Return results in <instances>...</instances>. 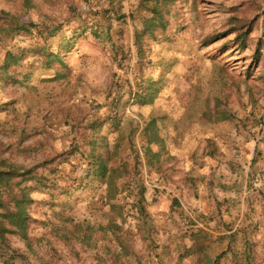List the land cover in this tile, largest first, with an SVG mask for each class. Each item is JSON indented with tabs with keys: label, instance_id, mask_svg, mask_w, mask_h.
I'll use <instances>...</instances> for the list:
<instances>
[{
	"label": "trees",
	"instance_id": "trees-1",
	"mask_svg": "<svg viewBox=\"0 0 264 264\" xmlns=\"http://www.w3.org/2000/svg\"><path fill=\"white\" fill-rule=\"evenodd\" d=\"M7 1L13 3V6L15 5L20 11L14 13L12 10H0V92L25 88L34 98L43 86L69 83L71 74L77 65L75 62L71 63L67 60L76 52L75 45L81 37L79 32H74L71 35L69 31L70 24L80 18L77 9L70 4H63L67 0H53V4H58L59 8H66V15L70 20L69 23L59 22L57 18L56 22L48 17L41 18V20L40 17L33 18L31 15L36 12L37 7L32 3V0ZM153 2L154 16L149 21H145L141 26L142 30L136 32L135 35V46L139 53L140 63L146 61L148 52L151 50L156 55L164 56H159L160 59L154 62L149 59L144 67L148 68V72L147 70L143 73L139 72L140 74L137 72L135 76L134 84L138 92L135 93L132 106L139 112V122L145 126L142 136L144 138L143 145L139 149L138 145L132 143L129 156L124 159L119 156L123 142L119 139V143L114 146L113 152L106 156V159L100 155L85 158V152H82L83 144L91 147L92 153H95L96 149L93 142L90 141V131L102 130L104 125L115 126V123L118 125L121 123L123 101L121 95H115L107 102L105 108H100L98 104L93 103L88 104L87 108L80 109L79 122L76 121L74 124L70 123L67 118L69 116L66 115L67 111H64L62 116L66 118L67 127L71 130V140L66 146L61 144V151L57 150V142H52L51 153L46 157L47 160L44 164L27 167L25 163L18 162L22 158L36 156L40 147L44 145H40V147L21 145L16 148H7L9 156L4 160H1L0 157V257L6 261L5 263L11 264L17 256V252L12 249V239L29 244L32 228L38 225L43 230L49 231L46 233L47 237L42 236L43 239H48L49 246H52L50 241L59 242L72 256H77L76 247L81 252L92 254L91 260L95 264H134L138 261H134L136 258L134 251L136 236L125 229L114 231L112 225L117 219L126 221L130 211L127 209L128 205H131L129 206L131 211L137 210L142 216L158 200L160 203L154 206L152 214L157 213L158 216L162 214L160 212L162 211V202L168 198L171 200V209L179 207L176 198L172 196L175 193L166 188L159 189V185H155L154 190H149L145 183L146 176H144L143 168L149 167L154 175H162L163 178L158 180V183H162L160 187L166 185L182 195V193L188 192L185 187L178 185L172 176L174 171L177 172L175 164L188 160L185 158L186 154H183L188 149L185 145L191 147L192 144V147L194 145L197 150V144L200 142L207 157L214 159L219 155L218 150L213 146L212 139L201 140L198 133L200 124L197 122L203 119L207 122L203 124L204 126H212L217 122L222 124L233 121L232 115L223 108L222 103L225 97L224 93L231 88V83L234 86L235 79L226 67L214 68L212 85H214L215 96L206 99L198 96L199 98L195 100L196 113L194 116H196L197 124H192L193 115L190 113L183 116L175 113L176 108L161 107L168 101V98L162 96V92L159 90L171 88L173 85L178 74V60L166 51L161 54L158 46L163 44L164 47L169 48L177 43L176 37L171 31L174 23L175 28L181 23L179 21L183 18V3L182 0H153ZM93 16L94 18L89 19L90 27L86 25L82 35L101 46L105 51L114 54L116 58L122 57L124 48L119 46L120 44L113 38L114 30L111 23L107 24L105 17L100 19V14ZM112 16L117 18L115 20L117 23L127 19L118 12L112 13ZM107 19H109V14ZM226 26L228 28L227 35L234 37L235 49L244 54L249 48H252L256 65H261L264 62L262 54L264 50V0H243L242 4L230 10ZM255 32H261L258 39L254 37ZM120 35L123 34L120 33ZM19 39H29L32 44L28 48L19 47L16 45ZM119 41L122 42V39ZM80 66L86 67L84 64ZM247 73L249 74L247 78L251 77L250 72ZM127 81L122 78L121 89L126 86ZM154 85L159 87L155 89L156 95L153 93L145 95L146 92H152ZM145 87L146 89H144ZM219 88L221 91L218 90ZM157 91L159 94L156 93ZM22 101L24 105H27V108L24 113L20 114L17 103ZM18 102L12 100L0 103V115L12 117L17 123L24 118V123L17 125L15 131H24L22 130L24 127L27 132H30L33 129L32 118L38 116L36 118L38 121L35 120L36 126H38L40 114L45 110L37 101H32L30 98ZM197 111L202 113L201 116H198ZM86 112L89 116L100 115V118L89 129L84 127L85 118H82ZM104 112L105 116L102 114ZM44 120H47V117ZM116 134L117 137L119 136L118 138H122L118 132L113 135L116 136ZM6 136L5 130L0 129V139ZM78 143H82V145ZM163 153H166L165 157L162 156ZM180 154L183 155V158H180ZM77 156H81L85 161L83 165H72L73 158ZM61 159L62 163H60ZM144 159L146 160L145 164ZM108 162H112L113 166H109L111 163L108 164ZM52 167L59 169L56 179L51 180L40 175L41 169ZM66 167L68 168L65 169ZM111 168L116 169L120 174L119 178L125 180L124 185L129 198V203L126 205L120 199L125 191L120 188L119 181L111 178ZM64 173L70 175L77 185H81V187L86 185L82 187V190L89 192L87 200L91 198L95 205L101 203L104 212H107L108 224L106 226L100 222L93 224L87 218L80 222L75 216L70 215L69 211H73L75 206L72 200L65 203L63 210L55 209L58 207L54 197L57 191V182L61 177H64ZM67 181L70 182V180ZM32 183L40 185L42 189L38 190L32 187ZM70 184L73 185L72 182ZM36 194L50 197L52 201L51 204H45V206L51 205L50 210H45L43 216L36 217L37 219L33 215L34 211L40 210L44 204L35 199ZM70 194L66 195L68 200L72 199ZM151 194L154 198L150 202ZM162 197L164 198L161 199ZM94 211H98V209L95 208ZM98 214H101L100 210L97 212ZM253 221L247 218L243 223H249L247 224L249 226L237 229L235 222L225 223V232L216 240L211 234L200 229L196 223H192L188 233L191 246L178 245L176 250H173L174 246L167 244L162 247V251H164L162 255L155 254V260L159 264H183L191 259H196V264H261L255 254L257 244L253 240L254 235L250 227L255 225V229L259 230V224ZM215 245L222 247V250L217 251ZM150 248L151 254H153L154 250L159 249V246L152 244ZM174 255H176V259L172 258ZM51 264H58V262ZM137 264L142 263L139 261Z\"/></svg>",
	"mask_w": 264,
	"mask_h": 264
},
{
	"label": "rangeland",
	"instance_id": "rangeland-1",
	"mask_svg": "<svg viewBox=\"0 0 264 264\" xmlns=\"http://www.w3.org/2000/svg\"><path fill=\"white\" fill-rule=\"evenodd\" d=\"M242 1L182 0L183 18L179 21L181 23L177 28H175V23L172 25L171 31L175 35L177 43L169 48L164 47L163 44L157 45L161 54L166 51L178 60V74L173 85L171 88L159 90L162 92V96L168 98V101L161 107L176 108L175 113L183 116L187 113L192 114V124H200L198 133L201 140L212 139L213 146L218 150L219 155L214 159L207 157L200 142L197 144V150L191 144V148L183 153L186 154L185 158L188 160L175 164L177 172H173L172 178L178 185L185 187L187 195L185 193L180 195L166 185L160 187L175 193L172 196L176 198L179 204L178 208L171 209L170 198L162 202V211H160L162 214L159 216L157 213H151L154 206L159 205V200L157 203H153V207L149 211L146 210L144 216L137 210L131 211V207H129L131 205L127 206L130 211L126 221L117 219L112 225V229L114 231L125 229L136 236L134 242L136 258L134 261L138 260L137 262L140 261L142 264H159L155 260V254L162 255L164 253L163 246L172 244L173 250H176L178 245L191 246L188 233L192 223H196L200 229L211 234L216 240L225 232V223L235 222L236 229L243 228L249 226L247 225L249 223H243L248 218L259 224V230L255 229V225L250 227L254 235L253 240L257 244L256 257L261 264H264V62L259 66L256 65L252 48H249L244 54L239 53L233 45L234 37L227 35L228 28L226 26L230 10L242 4ZM32 3L37 7L36 12L31 15L35 19L40 17L41 20V18L48 17L56 22L57 18L59 22L70 21L69 16L66 15V8H59L58 4H53V0H32ZM63 4L74 6L80 16L78 20L70 24L71 35L74 32H79L81 37L76 42V52L67 61L75 62L78 67L84 64L86 74H82V69H77V75L72 79L75 82L74 86L65 88L59 93L58 102L62 105L60 111L54 109L56 106L53 102V89L59 84L43 86L33 100L37 101L48 113L49 121L52 118L57 122L59 118H63L64 111H67L68 120L74 124L76 121L79 122L80 111L76 107L81 99L77 100L78 104L75 103L72 107H68L67 99H64L63 93L68 90L72 94L77 89L86 86L88 91H92L94 98L103 100L101 103L96 100L88 104L95 103L100 108H105L112 97L121 95L123 107L139 119V112L132 106L135 93L138 92L134 84L136 73H143L148 69L144 67L149 59L154 62L160 59L159 56L164 57L154 54V51L151 50L148 52L146 61L140 63L139 53L135 46L136 32L141 31L142 24L154 16L153 0H67ZM0 10H12L14 13L20 11L7 0H0ZM116 12L121 13V16H125L127 19L117 23L115 21L117 18L112 16V13ZM95 14H100V19L105 17L107 24L111 23L113 26V38L120 44L119 46L124 48L122 57L116 58L114 54L105 51L101 46L82 35L86 25L90 27L89 19L94 18ZM108 14L109 19H107ZM120 33L123 35L121 36ZM260 36L261 32H255L256 39ZM120 39L122 42L119 41ZM31 44L32 41L29 39H19L16 42V45L22 48H28ZM262 54L264 55V50ZM220 66L226 67L235 79L234 86L232 83L230 85L231 90L224 93L225 97L222 103L223 108L232 115L233 121L204 126L203 124L207 122L203 119L199 122L196 121L194 103L199 98L198 96L203 99L215 96L214 85H212L213 71L214 68H220ZM247 72H250L251 77L247 78L249 75ZM122 78L128 80L123 89L120 86ZM153 88L151 93L146 92L145 95H152V93L156 95L155 89L159 87L154 85ZM218 90L221 91V88ZM156 93L159 94L158 91ZM26 98L29 99L32 96L25 88L0 92V103L12 100L25 101ZM74 100L76 101V96L71 101L74 102ZM47 104L48 109L45 107ZM24 107L23 101L17 103L20 114L24 111ZM197 113L198 116L202 114L200 111ZM37 117L34 116L36 122L38 121ZM82 118H87V115H83ZM24 120L22 118L17 123L12 117L0 115V129H4L7 133L6 137L0 139L1 160L9 156L7 148H16L21 145L36 147L44 145L40 147L36 156L18 159L19 163H25L27 167L44 164L47 160L46 157L51 153V143H55L57 137V135L54 137L57 133L51 131V128L56 129L57 125H53L51 128L45 127L41 137H36L31 132H27L24 127L22 128L24 131H15L17 125L23 124ZM35 120H32V124L36 123ZM131 130L135 132V129ZM61 131L64 132V129L61 128ZM42 148L44 149L41 150ZM187 154L189 155L187 156ZM179 156L183 158L182 154ZM62 162L61 159L60 163ZM146 168H143L144 176H146L145 183L149 184L148 188L152 191L156 185L155 182L160 181L163 177L159 174L154 175L149 167ZM111 169V178L119 181L120 188L125 191L120 199L126 205L129 203V198L124 185L125 180L119 178L120 174L116 169ZM58 172L57 167H52L41 169L40 175L54 180L57 178ZM67 180H70L73 185ZM57 184L54 197L58 207L55 209L63 210L65 203L72 200L75 206L74 210L69 212L77 220L82 222L87 218L93 224L98 222L105 226L108 224L107 212H104L101 203L95 205L91 198L87 200L89 192L82 190V187L86 185L82 187L77 185L74 179L65 173ZM31 186L38 190L42 189L36 183H32ZM69 190L71 192H68ZM74 191L75 193H73ZM68 194L72 196V199H67L66 195ZM34 197L44 204L40 210L34 211L33 215L36 218L43 216L45 210H50L51 205L45 206V204H51L52 201L50 197L41 194H36ZM153 198V194H151L150 202ZM95 208L100 210L101 214L97 215L98 211H94ZM47 232L49 231L36 225L32 228L29 244L12 239V249L17 252V256L11 264H51L56 262L58 264H95L91 260L92 254L81 252L79 248L75 247L77 255L75 257L66 251L59 242L50 241L52 246H49L48 239L42 238L44 235L47 237ZM152 244L159 246V249L154 250L153 254L150 250ZM215 247L217 251L222 250L220 246L215 245ZM172 258L176 259V255ZM5 262L0 257V264H10ZM183 264H196V259L185 261Z\"/></svg>",
	"mask_w": 264,
	"mask_h": 264
},
{
	"label": "crops",
	"instance_id": "crops-1",
	"mask_svg": "<svg viewBox=\"0 0 264 264\" xmlns=\"http://www.w3.org/2000/svg\"><path fill=\"white\" fill-rule=\"evenodd\" d=\"M79 68L83 70V73H82L83 75L86 74V67L76 66L74 68V71L71 74V78H70L69 83L64 84V85L59 84L57 86H54L55 89H53L54 90L53 91L54 92L53 93V99H54L53 102L56 106L54 108L56 111H60L62 108L61 103L58 102L59 101V95H60L59 93L65 88L68 89L69 87L72 88V86H74L73 84H75V82H73L72 79L74 78L75 75H77V69H79ZM80 86H84V85H80ZM41 89H42V87H41ZM77 90H78V92H77ZM77 90L75 92H73L72 94L70 92H68V90H66L63 93L64 99H67L68 107H72V105L75 103L78 104L77 100L79 98L81 99V101L76 107L77 110L87 108L88 103H91L92 101L97 100L99 103L103 102V100L101 98H94L93 97L94 94L92 93V91H88L86 86L83 88L77 89ZM73 96L74 97L76 96V101L74 100V102L71 101L74 98ZM30 99L33 101L34 98H30ZM47 106H48V104L45 107H47ZM26 108H27V105H25L24 111H22V113L25 112ZM47 109H48V107H47ZM105 112L102 113L103 116H105L104 115ZM47 115H48V113L43 111V113L39 117L38 126L36 127L37 124L33 123L32 124L33 129L30 130V132L33 135L39 136V135H42V131H43L45 125L47 128H49V127L51 128L53 125H57L56 129L51 128V131L53 130V132L57 133L54 135V137L57 135V137L55 138V141L57 142V150L61 151V149H62L61 144H62V146H66V145H68V142L71 140V136H72L71 130H70V128L67 127V120L65 117L59 118V120L56 122L55 119L53 120L52 118L50 119V121L48 119L44 120L47 117ZM86 115H87V118H85L84 127H87L89 129V128H91V126L94 125V122L100 118V115H95V116L90 115L89 116L88 112H86ZM32 119L35 120V118H32ZM102 119L104 120V118H102ZM52 122H53V124H52ZM115 124H116L115 126L114 125H104L102 130L96 129V130L90 131L91 132L90 141L93 142V146H95L96 149H95V153H92L93 149L91 147L84 146V144H83L82 152L83 151L85 152L84 153L85 158H88L89 156L93 157V156L100 155L106 159V156L110 155L113 152L114 146L119 143V139H121L123 141L122 142V149L119 150V156L123 157L124 159H126L129 156V149L132 148L131 147L132 143H135L136 145H138L139 149L141 148V146L144 143V138L142 136H143V130H144L145 126L142 124V122H139V119H137L133 114H131L129 110L126 111V109L124 108L122 111L121 123L119 125H118V123H115ZM134 124L137 126H133ZM118 126H120V127H118ZM36 128L39 131L38 130L35 131ZM61 128L64 129V132L61 131ZM132 128L135 129V131H136L135 133L132 132V130H131ZM117 130H120V131H117ZM51 131H49L50 134H52ZM116 132H118V134L122 138H118L119 136L117 137V134H116V136L113 135ZM72 139H73V137H72ZM78 144L82 145V143H78ZM185 146H186V148H189V149L191 148L189 145H185ZM158 147H160V146H158ZM161 149L163 150V148H161ZM163 154L164 155H162V156L165 157L166 153H163ZM84 162L85 161L82 160L81 156H77V157L73 158L72 165H80V164L83 165ZM108 164H110L109 166H111V167L113 166L112 162H108ZM67 168L68 167H66L65 169H67ZM161 184L162 183H160V182L158 183V181L156 182V186L159 185L158 186L159 189H160ZM147 185H149V184L147 183ZM163 198L164 197H162L161 199H163Z\"/></svg>",
	"mask_w": 264,
	"mask_h": 264
}]
</instances>
